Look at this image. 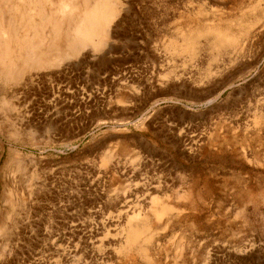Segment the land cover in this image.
<instances>
[{
    "label": "rangeland",
    "instance_id": "374dc122",
    "mask_svg": "<svg viewBox=\"0 0 264 264\" xmlns=\"http://www.w3.org/2000/svg\"><path fill=\"white\" fill-rule=\"evenodd\" d=\"M0 30V264H264V0H0Z\"/></svg>",
    "mask_w": 264,
    "mask_h": 264
},
{
    "label": "bare ground",
    "instance_id": "6f19581e",
    "mask_svg": "<svg viewBox=\"0 0 264 264\" xmlns=\"http://www.w3.org/2000/svg\"><path fill=\"white\" fill-rule=\"evenodd\" d=\"M5 3V2H4ZM6 10V9H5ZM11 10V9H10ZM26 11V10H25ZM24 11V12H25ZM10 19V18H9ZM11 20V19H10ZM9 23V22H8ZM13 23V22H12ZM12 26H13V24H12ZM11 27V26H10ZM101 34H102V31H101ZM1 30H0V37H1ZM3 36V35H2ZM2 38V37H1ZM1 38H0V40H1ZM9 38V37H8ZM5 40V39H4ZM10 41V40H9ZM4 43H5V41H4ZM25 43V42H24ZM2 44V43H1ZM4 46H5V44H4ZM2 47V46H1ZM10 48V47H9ZM25 48H26V46H25ZM26 50V49H25ZM28 50V49H27ZM29 52H31L30 54H32V51H29ZM31 57L33 56V55H30ZM1 59V58H0ZM30 59V58H29ZM28 59V60H29ZM32 61V60H31ZM9 64V63H8ZM3 229H1L0 230V255L5 251V245H6V240L8 239V238H6V236H5V234H6V226L4 225L3 227H2ZM8 234V233H7ZM10 234V233H9ZM12 234V233H11ZM8 236H11V235H8ZM7 241H9V240H7ZM9 244V243H8ZM8 246V245H7Z\"/></svg>",
    "mask_w": 264,
    "mask_h": 264
}]
</instances>
